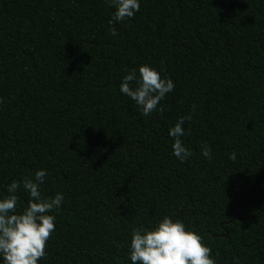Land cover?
Here are the masks:
<instances>
[{
    "label": "trees",
    "instance_id": "obj_1",
    "mask_svg": "<svg viewBox=\"0 0 264 264\" xmlns=\"http://www.w3.org/2000/svg\"><path fill=\"white\" fill-rule=\"evenodd\" d=\"M112 12L0 0V195L38 169L64 194L39 264H131L132 229L163 215L216 264H264V0H141L115 37ZM142 64L175 83L149 116L119 91ZM186 115L180 163L168 129Z\"/></svg>",
    "mask_w": 264,
    "mask_h": 264
},
{
    "label": "clouds",
    "instance_id": "obj_2",
    "mask_svg": "<svg viewBox=\"0 0 264 264\" xmlns=\"http://www.w3.org/2000/svg\"><path fill=\"white\" fill-rule=\"evenodd\" d=\"M107 3L113 9L109 34L115 37L114 25L132 19L140 11L141 0H107ZM174 88V81L150 64L128 71L119 85L120 93L135 102L142 116L163 111L158 105ZM191 119V115L179 117L168 129L172 155L180 163L193 155L183 140L185 121ZM201 154L211 159L210 146L202 144ZM228 158L235 161L236 152L229 153ZM47 175V169H38L31 177L13 180L5 186L7 195H0V264H39L46 256V245L56 230V216L52 213L58 212L64 201L62 192L51 197L43 195L41 186ZM21 189L27 194L23 203L17 194ZM128 259L131 264H216L203 236L169 215H163L150 227L140 225L132 229ZM233 260L239 264L237 258Z\"/></svg>",
    "mask_w": 264,
    "mask_h": 264
},
{
    "label": "water",
    "instance_id": "obj_3",
    "mask_svg": "<svg viewBox=\"0 0 264 264\" xmlns=\"http://www.w3.org/2000/svg\"><path fill=\"white\" fill-rule=\"evenodd\" d=\"M223 236H224V237H226V236H227V233H226V234H224Z\"/></svg>",
    "mask_w": 264,
    "mask_h": 264
}]
</instances>
